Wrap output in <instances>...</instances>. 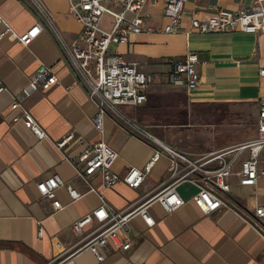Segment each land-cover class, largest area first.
I'll return each mask as SVG.
<instances>
[{
	"label": "crops",
	"instance_id": "crops-1",
	"mask_svg": "<svg viewBox=\"0 0 264 264\" xmlns=\"http://www.w3.org/2000/svg\"><path fill=\"white\" fill-rule=\"evenodd\" d=\"M40 1L63 38L75 41L82 25L70 14V0ZM253 4L254 0H187L182 24L174 34L164 32L169 24L164 4L148 5L142 16L146 31L133 36L129 44L112 48L125 61L139 63L140 69L153 77L148 101L133 107L134 117L130 120L184 152L206 154L246 141L240 139V132L229 141L219 138L221 121L198 128L193 108L240 107L256 120L254 139L264 97V77L259 74L264 68V32L205 35L192 28L193 19L208 20L221 11L236 12ZM0 15L18 35L37 23L44 26L28 47L13 39H0V86L7 89L0 93V264H54L79 241L72 225L96 210L101 200L97 194L87 193L72 202L67 189L61 188L57 198L65 208L55 211L37 184L58 174L80 192H86V184L76 179L68 159H78L89 146L101 141L119 154L115 170L120 174L129 167L143 168L153 150L120 118L106 116L103 130L95 126L98 109L32 0H0ZM104 29L111 31L112 26ZM188 48L201 61V82L191 92L173 86L169 80L173 63L182 61ZM42 66L50 67L60 83L25 99L23 90ZM164 94L176 96L177 106L163 110L158 100ZM14 96L23 100L47 139L39 140L23 123H14L20 114L11 109ZM72 134L73 140L60 150L56 144ZM169 167V159L162 156L140 189L119 182L102 193L109 205L122 211L165 181ZM93 184L100 188V177ZM239 188L248 189L243 198L237 194ZM197 192L198 188L190 183L180 185L178 193L186 205L170 215L154 203L149 208L156 221L152 228L141 217H135L131 250L111 249L102 263L90 251H83L76 256V264H264L263 237L235 211L223 209L213 216L205 215L193 201ZM230 197L243 209L254 211L264 205V178L257 187H242L234 177ZM95 227L94 222L87 225L84 236Z\"/></svg>",
	"mask_w": 264,
	"mask_h": 264
},
{
	"label": "built area",
	"instance_id": "built-area-1",
	"mask_svg": "<svg viewBox=\"0 0 264 264\" xmlns=\"http://www.w3.org/2000/svg\"><path fill=\"white\" fill-rule=\"evenodd\" d=\"M32 1L57 39L64 57L87 90L91 102L97 107L95 126L103 130L106 116L120 118L130 125L129 129L137 138L148 143L153 150L152 157L143 168L129 167L124 174H120L115 170L119 154L105 141H101L89 146L78 159H68L75 169L76 179L86 184V192H80L58 174L37 184L39 192L52 202L55 211L65 208L57 198V191L61 188L67 189L72 202L82 199L87 193H95L101 200V205L96 210L72 225V232L79 241L64 251L54 264H76V256L83 251H90L102 263L106 259V252L111 249L117 252L131 250L132 220L141 217L146 226L152 228L156 221L149 208L154 203L160 204L168 215L184 207L186 201L178 193V187L184 183L198 188L193 201L205 215L213 216L223 209L235 211L264 239V205L248 211L230 197L234 177L242 187H257L264 178V97L260 101L257 135L254 139L220 151L197 155L160 141L119 109L121 106L139 107L145 104L153 77L143 72L139 63L125 61L112 48L127 45L133 36L146 31L142 16L148 5L158 6L163 3L165 15L169 19L164 32L176 33L182 24L187 0H70V14L82 25V32L73 42H67L63 38L53 16L43 3L40 0ZM105 15L113 18L111 31L102 27ZM0 27H3L0 39H13L26 47L44 30L43 24L37 23L23 35H18L1 15ZM192 28L205 35L235 31L246 34L264 32V0H254L252 6L236 12L221 11L208 20L193 19ZM200 62L198 56L188 48L184 59L172 65L169 73L171 84L189 92L196 89L201 82L198 71ZM259 74L264 77V68L260 69ZM59 83L53 70L42 66L23 90L24 98L48 91ZM6 91L4 86H0V93ZM13 98L11 109L20 111L14 118V123H23L39 140L47 139V134L23 100L17 96ZM73 138V134L69 135L56 145L62 150ZM162 156H166L170 162L169 175L165 181L127 209L118 211L109 205L102 191L114 188L119 182H124L132 189H140ZM96 177H100V188L93 184ZM93 222L96 223L95 229L84 236V228Z\"/></svg>",
	"mask_w": 264,
	"mask_h": 264
},
{
	"label": "rangeland",
	"instance_id": "rangeland-1",
	"mask_svg": "<svg viewBox=\"0 0 264 264\" xmlns=\"http://www.w3.org/2000/svg\"><path fill=\"white\" fill-rule=\"evenodd\" d=\"M113 23V18L109 15H105L103 27L110 29ZM180 101V99H179ZM158 104L165 111H168L177 106V97L171 94H164L158 100ZM182 106V105H181ZM121 112L129 118L133 116V107H119ZM197 111L198 119L196 121L198 128L207 123H216L221 121L223 127L217 129L218 137L224 141L235 139V135L240 132V139L243 141H250L256 134V120L246 113L240 107H213V106H198L193 108ZM229 128V129H228ZM154 134L153 130L149 129ZM197 135L196 138L198 139ZM247 188H239L237 194L243 198L247 195Z\"/></svg>",
	"mask_w": 264,
	"mask_h": 264
}]
</instances>
